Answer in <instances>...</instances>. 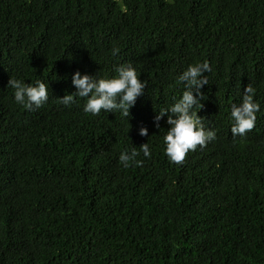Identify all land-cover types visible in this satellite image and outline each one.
I'll list each match as a JSON object with an SVG mask.
<instances>
[{
  "label": "trees",
  "instance_id": "trees-1",
  "mask_svg": "<svg viewBox=\"0 0 264 264\" xmlns=\"http://www.w3.org/2000/svg\"><path fill=\"white\" fill-rule=\"evenodd\" d=\"M204 60L197 115L216 138L174 163L169 113L154 117ZM119 64L146 82L128 117L60 102L73 72ZM9 78L47 101L25 109ZM247 85L260 108L234 136ZM0 264H264V0H0Z\"/></svg>",
  "mask_w": 264,
  "mask_h": 264
},
{
  "label": "clouds",
  "instance_id": "clouds-1",
  "mask_svg": "<svg viewBox=\"0 0 264 264\" xmlns=\"http://www.w3.org/2000/svg\"><path fill=\"white\" fill-rule=\"evenodd\" d=\"M210 71L207 60L196 62L177 76V82L182 83L184 90L182 95L167 109H160L155 121H159L166 112V123L169 126L163 136L164 152L168 159L174 163L183 161L189 150H194L197 145L203 147L207 142L214 140V130L206 129L197 111L202 107L203 93L200 91L203 85L208 84L204 73ZM115 75L111 77H97L89 73L73 72L71 83L75 86V93H67L60 97V102L65 106L74 103L75 98H86L83 111L97 115L101 110L105 112L119 111L122 116L130 115L129 109L135 104L137 97L143 94L146 82L139 79V73L131 64H119L114 68ZM7 85L11 87L14 101L25 109L32 110L40 107L48 99V86L36 80L34 83H26L22 79L9 78ZM255 89L247 85L241 96V102L231 107L232 127L231 132L235 136H243L246 130H251L255 124L256 112L259 110V102L254 100ZM195 93V95H194ZM154 127L160 128L159 123ZM139 134H147L146 127L139 128ZM142 152L144 156L150 155L149 145H139L130 150L125 149L119 153L118 160L124 168L130 163L140 164L136 157Z\"/></svg>",
  "mask_w": 264,
  "mask_h": 264
}]
</instances>
